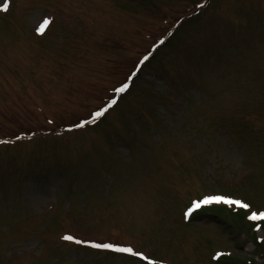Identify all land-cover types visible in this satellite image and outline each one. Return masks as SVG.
Listing matches in <instances>:
<instances>
[{
    "label": "rangeland",
    "instance_id": "1",
    "mask_svg": "<svg viewBox=\"0 0 264 264\" xmlns=\"http://www.w3.org/2000/svg\"><path fill=\"white\" fill-rule=\"evenodd\" d=\"M12 1L0 17L1 136L41 119L73 125L85 96L95 108L131 73L149 43L139 32L199 0ZM49 6L64 22L34 37ZM138 70L91 129L0 147V264H144L60 242L71 230L158 263L264 264L245 217L223 206L182 216L203 194L264 209V0H211Z\"/></svg>",
    "mask_w": 264,
    "mask_h": 264
},
{
    "label": "snow or ice",
    "instance_id": "2",
    "mask_svg": "<svg viewBox=\"0 0 264 264\" xmlns=\"http://www.w3.org/2000/svg\"><path fill=\"white\" fill-rule=\"evenodd\" d=\"M9 8V3L7 2V0H5V2L2 4V6H0V11H7ZM50 23V21L48 19H45L43 24L40 26V28L38 29V31L43 34L44 29L47 27V25ZM163 42V41H161ZM145 60L148 59L147 56H145L144 58ZM128 85L124 84L123 86L119 87L118 89H116L117 92H124L127 89ZM116 101L112 100L105 108H102L101 110L96 111L93 114V122L100 118L101 116H103L109 108L112 107L113 104H115ZM84 123H88V121H85ZM80 127H83V124L78 125ZM225 203V204H234L237 205L241 208L247 209L249 208V205L242 203L241 201L238 200H227L224 199L223 197H219V196H209L204 198L201 201H196L193 203L192 207L189 208L188 212L185 213L186 216L190 215L195 209L200 208L202 205H206V204H211V203ZM249 219L251 220H264V212H261L259 214L257 213H252V215L249 217ZM63 239L67 240V241H74L77 244L82 243V241L79 240H75V238L71 235H66L63 237ZM90 247L94 248V249H104V250H111L117 253H127L129 255H133V256H138L141 260H146L147 264H156L155 261L150 260L148 257L144 256L142 253L139 252H134L132 248L130 247H118L116 245H113L111 243H91Z\"/></svg>",
    "mask_w": 264,
    "mask_h": 264
},
{
    "label": "bare ground",
    "instance_id": "3",
    "mask_svg": "<svg viewBox=\"0 0 264 264\" xmlns=\"http://www.w3.org/2000/svg\"><path fill=\"white\" fill-rule=\"evenodd\" d=\"M48 30H49V29H48ZM48 30H47V32H48ZM47 32H46V33H47ZM114 107H115V106H114Z\"/></svg>",
    "mask_w": 264,
    "mask_h": 264
}]
</instances>
